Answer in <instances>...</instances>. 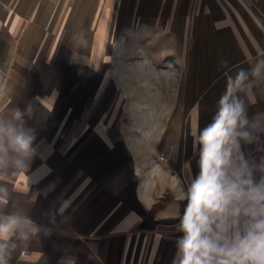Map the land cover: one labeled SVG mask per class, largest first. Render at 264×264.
Returning <instances> with one entry per match:
<instances>
[{"label": "crops", "instance_id": "crops-1", "mask_svg": "<svg viewBox=\"0 0 264 264\" xmlns=\"http://www.w3.org/2000/svg\"><path fill=\"white\" fill-rule=\"evenodd\" d=\"M261 55L264 0H0V111L30 104L41 151L0 211L51 229L10 264H172L193 133Z\"/></svg>", "mask_w": 264, "mask_h": 264}, {"label": "clouds", "instance_id": "clouds-1", "mask_svg": "<svg viewBox=\"0 0 264 264\" xmlns=\"http://www.w3.org/2000/svg\"><path fill=\"white\" fill-rule=\"evenodd\" d=\"M260 85L264 55L228 76L211 121L193 133L198 171L177 197L184 208L172 264H264V111H250ZM33 115L30 104L0 111V176L27 172L41 155L25 119ZM8 195L0 185V204ZM41 235L51 229L23 209L0 211V264H10V241Z\"/></svg>", "mask_w": 264, "mask_h": 264}, {"label": "built area", "instance_id": "built-area-1", "mask_svg": "<svg viewBox=\"0 0 264 264\" xmlns=\"http://www.w3.org/2000/svg\"><path fill=\"white\" fill-rule=\"evenodd\" d=\"M164 154H165V155H168V153H167V152H165ZM67 257H69V256H67Z\"/></svg>", "mask_w": 264, "mask_h": 264}]
</instances>
